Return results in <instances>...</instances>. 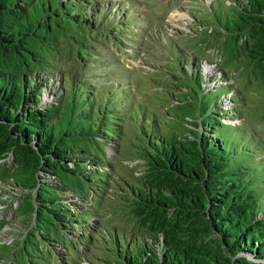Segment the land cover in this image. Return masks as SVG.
Segmentation results:
<instances>
[{
  "label": "trees",
  "instance_id": "obj_1",
  "mask_svg": "<svg viewBox=\"0 0 264 264\" xmlns=\"http://www.w3.org/2000/svg\"><path fill=\"white\" fill-rule=\"evenodd\" d=\"M101 1L0 0V190L11 187L26 223L4 243L11 263L21 253L27 264H77L95 245L104 255L95 264H264V141L245 123L246 94L220 58L185 47L174 50L181 74L131 68L133 91L68 69L104 60L111 44L143 49L145 12ZM222 1L201 20L208 36L197 47L225 39L228 61L241 63L234 71L244 62L264 88V0ZM200 61L216 66L207 79ZM149 77L163 114L135 95ZM124 153L143 168L123 177L121 193L113 172ZM106 200L119 203L124 226L107 224Z\"/></svg>",
  "mask_w": 264,
  "mask_h": 264
},
{
  "label": "rangeland",
  "instance_id": "obj_2",
  "mask_svg": "<svg viewBox=\"0 0 264 264\" xmlns=\"http://www.w3.org/2000/svg\"><path fill=\"white\" fill-rule=\"evenodd\" d=\"M101 2H105V4L107 5L111 3L113 6V10H115V8L121 3L125 5L131 3V5L135 7L136 12L140 10L145 12L142 13V15L147 20V26H144L142 28V30H144L145 32L143 37L139 38L138 40L140 45H143L142 43H144L143 49L140 48L135 52L131 45L125 44L123 47L124 49L121 48L120 50H117L114 45L109 43L108 45H111L108 48L101 49L102 53H104L105 55L104 60H97L96 62L95 58L89 57L90 60L86 61L85 63H89L90 66L86 67L85 69L81 67V71L78 70L81 65H79V63H77L76 61V63L73 64L70 60L68 61L66 66L68 69L71 70V65H74V69L77 74L82 75L85 72V74L87 73L88 75H94L98 83L101 81L99 84L100 86L113 85L119 87L122 85H126L129 87L130 91H133L134 86L132 81L134 71L132 69L137 70L138 67H142L143 71L147 72L148 70L152 71V69H155V67L159 66L166 70L163 72V74L167 73V71H169L170 73L174 71L181 74V69L179 67L181 61H179L177 54H175V51L178 52L180 51V49L187 48L189 52L193 53L192 55L196 54L197 56H201L203 59H206L208 61H219L220 58V60H222V63L226 65V68L233 79L230 80V83L235 82V84L246 94L247 100L243 105V114L246 118L245 123L247 125V128H249L254 133H259L256 134V139L258 141L259 139H261V141H264V88L257 78L258 76L260 77V75H258L257 72L250 73L249 67L246 66L245 68L244 62H242L243 65H241L237 69V72L234 71V69L237 68V66H239L241 63H238V61L236 60L233 62L228 61L226 53L227 51H223L226 46L224 38L223 41L213 42L212 48H208L206 46V43H210L209 41H205L204 43H202L203 46L197 47L198 42L201 43L204 38L208 36L206 35L207 32H205L206 23L201 22V20L205 19L207 21L208 19L214 17L213 12L210 9L212 0H102ZM218 2L219 0H214L215 4ZM222 2L223 4L230 3V0ZM120 16L118 15V18ZM129 22H134V20H129ZM201 23L203 25H201ZM207 27L208 26H206V28ZM137 36L138 34L136 32H130L132 41H135L133 37ZM174 42L175 44H180L182 48H177V44L176 48L173 47L172 44ZM194 45L196 46V49L198 48V50L194 51ZM216 49H218L219 51ZM183 55L184 54H181L180 60L186 59ZM67 58L68 57H62L61 59L56 60V62H60V68H62V62ZM70 58L71 57H69V59ZM194 59L195 56L189 60V69L191 71L194 70ZM200 62L202 66L198 69L202 73H204V76L207 79V77H210L211 71H214L216 69V66L211 65L205 61ZM125 66L130 68H125ZM119 78H121V80H119ZM149 79V83L155 82L154 80L151 81V79L154 78L149 77ZM53 81L55 83H58L56 77ZM216 84L217 83H215V85ZM207 85H211V83L207 82ZM50 88L53 91L45 88L43 96H45L46 94L50 95L51 93H54V88H52V85ZM156 88V84L145 86L142 89L139 85V89L135 92V95H139V99L145 101L148 107H150L151 109H156L160 114H163L161 113L163 111V108H167L169 106H164L163 108H161L162 104L156 102L154 96L149 95V92L153 91ZM222 90H226V88H223ZM57 92L59 91L57 90ZM229 93H232V91H230ZM221 104V108H226L227 106L229 107V104ZM229 112L227 111V114L225 116L222 115L225 122H229L231 120L228 118V115L231 114ZM240 116L241 115L239 114L236 119L239 120ZM241 120H244V118H241ZM260 135H262L263 137ZM107 148L110 152L113 151L109 146ZM126 148L127 146H123V150H126ZM125 154L126 153L121 155V162L117 163L116 169L113 172L116 173L114 174L115 179L121 181L122 183L118 184L116 180L113 181L114 187L118 192L121 193H126V190H124L126 183L123 181V177H133L135 179V175H140L143 168L142 159L126 158L124 156ZM121 166H124V168H122ZM134 167H136L137 169H135ZM1 187L2 189L0 190V194H2V196L4 195L3 198L7 201H5L4 204H0V224H2L0 225V256L5 259H0V264H20V262L11 263V257H13V255L8 251V247L4 243H9L12 241L14 242L17 238H19V233H21L20 230L25 228L26 223L23 222V216H17L14 213L15 209H11L10 206L12 204H9L10 206L7 205L8 199L10 197L11 187L9 185H4ZM110 192L112 194H115V189H110ZM21 200L22 198H19V202ZM261 205L264 208V203ZM101 212L103 213V215L107 214L106 218L109 221L107 222L109 226L112 227L115 224L124 226L122 217L120 215V205L118 202H115L114 200H106ZM2 220L7 223L3 224ZM10 247L12 249L15 248L13 246ZM102 251V249H96L95 245H91L87 249L85 248V246H83V254L77 260V264H95L96 261H100L101 257H104ZM18 255L21 260V264H27L24 256L21 253H19Z\"/></svg>",
  "mask_w": 264,
  "mask_h": 264
},
{
  "label": "built area",
  "instance_id": "obj_3",
  "mask_svg": "<svg viewBox=\"0 0 264 264\" xmlns=\"http://www.w3.org/2000/svg\"><path fill=\"white\" fill-rule=\"evenodd\" d=\"M9 159L12 158V156H9L8 157ZM11 200V201H10ZM9 204H12L11 206ZM8 206L11 207V209H16L17 205H18V199L16 197H11L9 200H8Z\"/></svg>",
  "mask_w": 264,
  "mask_h": 264
}]
</instances>
